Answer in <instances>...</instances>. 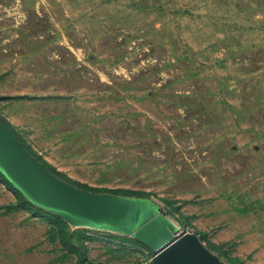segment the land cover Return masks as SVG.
<instances>
[{"label":"rangeland","instance_id":"obj_1","mask_svg":"<svg viewBox=\"0 0 264 264\" xmlns=\"http://www.w3.org/2000/svg\"><path fill=\"white\" fill-rule=\"evenodd\" d=\"M0 121L73 186L151 199L215 264H264V0H0ZM141 260L0 172V264Z\"/></svg>","mask_w":264,"mask_h":264},{"label":"water","instance_id":"obj_2","mask_svg":"<svg viewBox=\"0 0 264 264\" xmlns=\"http://www.w3.org/2000/svg\"><path fill=\"white\" fill-rule=\"evenodd\" d=\"M0 172L30 201L64 217L81 213L137 238L157 264H215L154 201L90 192L58 178L34 159L0 121Z\"/></svg>","mask_w":264,"mask_h":264},{"label":"crops","instance_id":"obj_3","mask_svg":"<svg viewBox=\"0 0 264 264\" xmlns=\"http://www.w3.org/2000/svg\"><path fill=\"white\" fill-rule=\"evenodd\" d=\"M5 115H7L6 119H7V122L12 125L11 127L17 131L26 130V132L28 134L27 136H28L29 140L32 142L31 139L34 137V135L32 132L31 125H28V119H29L28 116L15 119L12 117V115L8 111L5 112Z\"/></svg>","mask_w":264,"mask_h":264},{"label":"built area","instance_id":"obj_4","mask_svg":"<svg viewBox=\"0 0 264 264\" xmlns=\"http://www.w3.org/2000/svg\"><path fill=\"white\" fill-rule=\"evenodd\" d=\"M186 233H188V232H186ZM149 262H145V261H139L138 263H136V264H148Z\"/></svg>","mask_w":264,"mask_h":264}]
</instances>
